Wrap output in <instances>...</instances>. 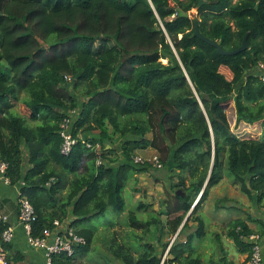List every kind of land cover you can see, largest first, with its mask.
I'll return each instance as SVG.
<instances>
[{"label": "trees", "instance_id": "1", "mask_svg": "<svg viewBox=\"0 0 264 264\" xmlns=\"http://www.w3.org/2000/svg\"><path fill=\"white\" fill-rule=\"evenodd\" d=\"M198 1L0 0V160L35 207L32 236L56 218H72L68 223L86 239L72 255L53 254L54 264H86L95 231L81 225L109 207L126 210L129 178L151 165L135 161L140 150L157 151L178 181L150 219L129 213L137 226L161 223L181 235L193 220L203 236L201 208L226 175L264 206V83L253 72L264 62V0H208L194 15ZM194 17L224 49L238 48L247 33L249 48L218 53L193 36ZM231 102L236 132L227 113ZM72 110L78 111L77 142L63 154L61 124ZM51 161L60 167H50ZM82 168V177H71ZM7 227L0 218L4 248L10 247L2 237ZM228 227L239 246L251 249L243 236L254 232L243 219ZM194 232L186 242H173L177 264H202L191 249ZM140 245L118 257L126 264L160 263L158 243ZM22 258L7 255L9 264Z\"/></svg>", "mask_w": 264, "mask_h": 264}, {"label": "rangeland", "instance_id": "2", "mask_svg": "<svg viewBox=\"0 0 264 264\" xmlns=\"http://www.w3.org/2000/svg\"><path fill=\"white\" fill-rule=\"evenodd\" d=\"M192 12L194 15L197 13L195 9ZM164 61L167 62V59ZM221 71L226 76H231L230 71L225 67H222ZM22 97H25V93ZM233 106L234 103L231 102L227 108V113L232 129L236 132L238 125L235 124ZM15 107L17 111L22 112L19 105ZM14 112L17 113L16 110ZM120 142L121 139L115 141L118 145ZM156 153L157 151L152 148L137 152L138 158L143 160V162L138 163L148 162L151 165L148 170L135 173L132 178H129L128 186L124 190L127 203L124 212L117 213L113 207H109L104 215L81 225L83 228H92L95 231L91 249L83 257L86 264H126L124 258H119L118 254L130 252L131 247L142 248L140 244L143 240L152 244L158 243L159 253H163L172 241L182 242L181 235H178V232L172 235L173 232L169 228L164 229V224L158 223L157 226L152 224L149 230H146L143 226L135 225V222L129 217V213L134 211L139 219L145 220L162 211L168 195L173 192L170 187L171 183L178 181V176L174 174L171 177L166 166H157L151 160ZM84 173L82 168L78 174L71 177L80 178ZM234 180V176L226 175L218 185L211 189L207 201L201 208L202 218L206 224L205 234L200 237L194 232L191 249L195 256H200L202 264H230L235 261L233 254H236L237 249H234L232 244H223L225 242L223 236L217 237V235H224L228 224L244 217L246 214L244 208L256 203L250 196L241 191L240 186L235 184ZM140 202L149 206L138 209L137 206ZM161 218L164 222L168 220L165 215H161ZM243 220L245 221V218ZM133 234H137L138 237L133 236ZM122 250L124 252H121ZM131 252L137 258L139 252L136 249H132Z\"/></svg>", "mask_w": 264, "mask_h": 264}, {"label": "built area", "instance_id": "3", "mask_svg": "<svg viewBox=\"0 0 264 264\" xmlns=\"http://www.w3.org/2000/svg\"><path fill=\"white\" fill-rule=\"evenodd\" d=\"M258 68L261 70L260 76L262 82L264 83V62L260 63ZM77 116L78 111L72 110L61 124L60 135L63 138V142L60 150L63 154H69L73 145L77 142V138L73 134L74 123ZM88 146H91V144L88 143ZM151 160L156 163L157 166L162 165L158 154H155ZM135 161L143 162V160L138 158V156L135 157ZM8 167V162L0 160V184H11L9 177L6 174ZM21 185H24V183L21 182ZM0 218L3 219L4 222L7 220V217L2 216L1 214ZM19 219L29 233L30 244L36 248L45 250L48 264H54L52 260L53 254L65 252L68 255H72L75 252L76 246L86 243L85 237L79 235L74 227H72L69 223L60 221L57 218L54 219L53 226L45 228L40 236H32V226L33 222L37 219V213L31 201L26 196H23L21 192L19 197ZM2 237L5 242H11L14 238L13 228L8 226L4 230ZM243 239L251 245V253L245 264H264L261 236L258 233H251L243 236ZM172 244L173 241L170 242L161 254L159 264H177L173 260V255L171 254ZM0 264H9L5 248L1 244Z\"/></svg>", "mask_w": 264, "mask_h": 264}, {"label": "crops", "instance_id": "4", "mask_svg": "<svg viewBox=\"0 0 264 264\" xmlns=\"http://www.w3.org/2000/svg\"><path fill=\"white\" fill-rule=\"evenodd\" d=\"M253 72L260 74L261 70L258 68ZM15 110H17L16 107ZM115 141H120V139L116 138ZM54 165L58 168L60 167L54 161H51L50 167H54ZM20 188H21V183L0 184V214L2 216L7 217L5 223L7 224V226L12 227L14 231V238L11 242H9L10 247H5L6 256L11 255L13 252L14 253L16 252L17 254H20L23 257L22 260L20 261V264H48L45 250L36 248L30 244L29 233L27 232L26 228L19 219ZM66 192L67 191L65 190L64 193H62L61 197L66 195ZM244 210L246 214L244 217H240V218L241 219L245 218V222L248 225L249 229L253 230L254 233H258L261 236L262 251L264 256V206L257 204L254 205L252 203L251 205L246 206ZM187 217L188 215L184 219V222L187 220ZM71 220L72 218H66L63 221L65 223H68L71 222ZM188 223L189 226L187 230L181 234L182 242H186L187 236L191 235V233H193L196 230V222L190 220L188 221ZM182 225L179 227V231ZM228 229L229 227L227 226L225 234L224 235L219 234L217 235V237L223 236V239L225 240L223 244H228V245L232 244L234 246V249H237L236 254L235 255L233 254L235 261L230 264H245V262L248 260L250 256L251 249H248L246 246H239L235 242V240L228 235Z\"/></svg>", "mask_w": 264, "mask_h": 264}, {"label": "water", "instance_id": "5", "mask_svg": "<svg viewBox=\"0 0 264 264\" xmlns=\"http://www.w3.org/2000/svg\"><path fill=\"white\" fill-rule=\"evenodd\" d=\"M209 1L208 0H199L197 7L195 8L196 12H198V9L201 8L204 4H208ZM194 21V25H195V30L193 33V36L200 38L201 40H203L204 42L208 43L209 45L215 47L217 49V52L222 54V55H235L238 54L239 52L246 50L249 48V44H248V33L245 35L242 44L235 49L232 50H226L223 48V46L221 45L220 41L212 39L206 35H204L199 28V22L197 18H193ZM92 137L94 138H100V135H93ZM207 184V183H206ZM205 184V186H206ZM248 185H250V182H247ZM178 194L181 193V190L177 191ZM183 195L185 194L184 192L182 193ZM192 209L189 211L188 215L191 213Z\"/></svg>", "mask_w": 264, "mask_h": 264}, {"label": "clouds", "instance_id": "6", "mask_svg": "<svg viewBox=\"0 0 264 264\" xmlns=\"http://www.w3.org/2000/svg\"><path fill=\"white\" fill-rule=\"evenodd\" d=\"M199 199V198H198Z\"/></svg>", "mask_w": 264, "mask_h": 264}]
</instances>
